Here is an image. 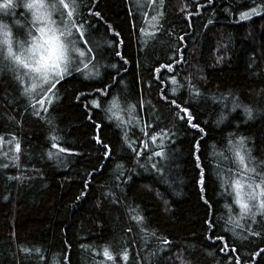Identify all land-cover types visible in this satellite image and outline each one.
<instances>
[{
	"label": "trees",
	"instance_id": "obj_1",
	"mask_svg": "<svg viewBox=\"0 0 264 264\" xmlns=\"http://www.w3.org/2000/svg\"><path fill=\"white\" fill-rule=\"evenodd\" d=\"M150 1L140 6L137 0H75V19H87L90 39L100 45V75L65 76L39 115L23 94L30 83L23 69L14 70L0 54V264H233L234 258L254 264L259 259L255 253L264 249V235L246 229L264 233V217L257 214L256 223L240 217L227 177L239 168L233 146L241 140L245 163L264 174V8L245 20L240 13L254 0ZM17 11L22 14L16 18L25 19L24 10ZM148 18L157 21L153 28ZM2 22L14 24L8 18ZM11 28L15 49L28 30L17 36ZM113 39L126 64L109 46ZM178 56L176 83L164 72L165 83L158 86L155 69ZM101 84L112 85L111 96L97 94ZM165 87L190 107L204 133L198 136L175 119L161 100ZM92 100L101 107L92 108ZM53 136L66 152L51 147ZM94 136L109 144L110 158H103ZM197 141L200 150L194 152ZM197 156L200 170L194 167ZM201 170L206 193L197 183ZM213 212L217 235L236 252L221 251L223 242L209 238L204 221ZM105 249L113 260L105 258Z\"/></svg>",
	"mask_w": 264,
	"mask_h": 264
},
{
	"label": "snow or ice",
	"instance_id": "obj_2",
	"mask_svg": "<svg viewBox=\"0 0 264 264\" xmlns=\"http://www.w3.org/2000/svg\"><path fill=\"white\" fill-rule=\"evenodd\" d=\"M78 5L75 0H56L55 3H48L47 0H0V20L5 18L11 19L17 29L25 27L16 17L22 13L18 12V9L24 10L25 21L30 23L31 27L28 28L26 33L28 39L24 41H16L18 51L14 49L15 34L10 30L9 24L0 23V54H3L4 59L11 61L16 67L14 70L24 69V76L28 77L30 83L24 88V95L29 97L30 106L36 115H39V110H48L53 102V98L56 93L53 91L57 84H59L67 75H71L73 71L85 74V70L92 65L93 68L99 64L97 57H102L100 45L90 39L88 29H91V24L87 19L81 17V19H75L77 14ZM264 8V0H254L253 6L249 11L241 12L242 19H250L252 15H260V9ZM27 13L31 14V21H27ZM52 13H58L60 18V26H54L56 21L52 19ZM92 16L99 17L98 12H92ZM155 19V17H153ZM110 28V26H108ZM108 29L106 28V32ZM117 33H113V37L117 36ZM182 39V38H180ZM107 43V42H105ZM119 42L113 39L109 45L112 48L114 54L123 61L124 57L121 53L116 51V46ZM179 52V48L176 49ZM182 61V56L170 58L164 65H161L155 69L157 76L154 80L159 86L165 83L164 72L172 73L175 84V69L173 64L179 65ZM112 68H116L115 64L110 65ZM119 69H117V74ZM96 76H99V69L95 72ZM87 78V75H86ZM16 79L20 84H25V80L21 76H17ZM119 83V81H117ZM112 85L107 87L101 84L96 88V92L101 97L111 96ZM161 100L165 101L172 111L176 113L175 119L182 120L189 129H196V134L199 136L204 133V129L196 122V117L193 112L190 111V107L182 106L178 103L175 97L168 95V89L161 88ZM34 101V102H33ZM113 106L116 101L113 99ZM92 108H100L101 105L96 100L91 101ZM140 104L136 105L139 107ZM235 105L234 107H238ZM246 115L251 118V111L245 108ZM100 128V125H94ZM164 133H162L163 135ZM203 137L201 136V139ZM13 139H15L13 137ZM53 143L51 147L57 149L63 153L67 149L59 147L55 142L59 140L58 136H53ZM93 139L97 144L101 145L104 157L110 158L112 150L109 144L105 143L101 137L94 136ZM153 139H156L153 137ZM0 141H3V137H0ZM231 144V140H229ZM243 146V140L239 141L237 145L233 146L235 157L238 160L240 167L246 173H252V176H243L240 179H234L231 182L230 187L234 191V203L240 209V217L251 216L253 223H256V215L259 214L264 217V174H257L254 168H249L245 163V157L241 155L239 148ZM200 150V143L197 141L193 144V151L198 152ZM15 151L20 152V144H15ZM136 155H139L137 152ZM156 156H161V152H155ZM203 162L200 157L197 156L194 161V167L198 170L201 169ZM7 167V165H4ZM155 167V165H153ZM264 172V169L261 170ZM253 176L256 179H253ZM247 181V183H245ZM197 183L200 185V191L206 193L207 188V175L202 170L200 171L199 179ZM87 186V185H86ZM79 199V197H77ZM205 205H208V201L204 200ZM138 220L142 218L137 217ZM206 230L210 233V237H214L216 241H221V251L227 249L230 252H236L235 248H231L222 235H217L216 229V217L215 212L211 218H207L204 221ZM236 226L243 228V225L239 224V221H235ZM252 236H262L264 233L255 231L254 229H246ZM233 235L237 234L233 230ZM168 243V241H164ZM103 255L107 260H113L112 255L107 249L104 250ZM258 260L254 264H264V249H260L255 253ZM123 260H127V253L121 257ZM233 264H241L239 258H234Z\"/></svg>",
	"mask_w": 264,
	"mask_h": 264
},
{
	"label": "rangeland",
	"instance_id": "obj_3",
	"mask_svg": "<svg viewBox=\"0 0 264 264\" xmlns=\"http://www.w3.org/2000/svg\"><path fill=\"white\" fill-rule=\"evenodd\" d=\"M141 1H142V3H141ZM47 2L48 3H55L56 1L55 0H47ZM137 2L139 3V5L141 6V5H143V6H147L148 5V3H149V6L151 5V1L150 0H137ZM152 15L153 14H151V17H152ZM52 19L53 20H55L56 21V24L54 25V26H60V18H59V15H58V13H52ZM149 22H148V26H150L149 28H153L154 26H155V24L157 23V21L156 22H154V20L153 19H150V18H148L147 19ZM21 22L22 23H24L25 24V27H23V28H20V29H17V27L13 24V25H11L10 23H8V22H2V23H7V24H9V27H10V30H13L11 27H14L15 28V31H16V33H17V36H19L20 34H21V31L22 32H25L26 30H28V28L30 27V24L29 23H27L26 21H25V19L23 18L22 20H21ZM153 24V25H152ZM28 39V38H27ZM26 39V40H27ZM15 49L18 51L19 49H18V46L16 45V47H15ZM100 57V56H99ZM99 57H98V59L97 60H99ZM100 65H101V63H100V60H99V64L96 66V68H93L92 67V65H89V68L87 69V70H85V73L87 72L88 73V76L89 77H96V75H95V72H96V70H97V68L98 69H100ZM23 71H25L24 69H23ZM116 101V100H115ZM117 102V101H116ZM116 104H119L118 102L116 103ZM115 104V105H116ZM116 108L114 109V111L116 112V114L117 113H120V107L119 106H115ZM238 167L239 168H237L235 171H236V173H234V174H230L227 178H228V180H229V182H230V184H231V182H232V180H234V179H240L241 177H243V176H247V174L245 173V172H243L242 171V168L240 167V165H238ZM245 183H247V181H245ZM231 188V187H230ZM232 189V188H231ZM233 191V190H232ZM233 194H234V191H233Z\"/></svg>",
	"mask_w": 264,
	"mask_h": 264
}]
</instances>
